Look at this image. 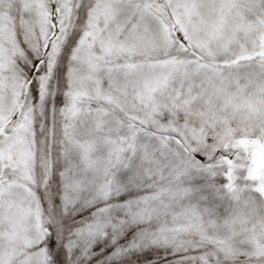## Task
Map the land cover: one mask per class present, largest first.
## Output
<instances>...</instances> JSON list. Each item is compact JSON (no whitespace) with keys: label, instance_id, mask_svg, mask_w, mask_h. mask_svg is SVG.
Segmentation results:
<instances>
[{"label":"snow or ice","instance_id":"obj_1","mask_svg":"<svg viewBox=\"0 0 264 264\" xmlns=\"http://www.w3.org/2000/svg\"><path fill=\"white\" fill-rule=\"evenodd\" d=\"M0 264H264V0H0Z\"/></svg>","mask_w":264,"mask_h":264}]
</instances>
